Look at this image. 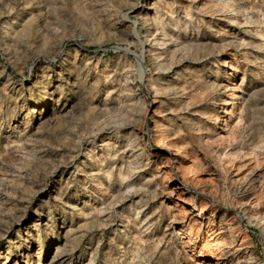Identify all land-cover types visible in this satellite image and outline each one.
Instances as JSON below:
<instances>
[{"label": "rangeland", "instance_id": "374dc122", "mask_svg": "<svg viewBox=\"0 0 264 264\" xmlns=\"http://www.w3.org/2000/svg\"><path fill=\"white\" fill-rule=\"evenodd\" d=\"M0 264H264V0H0Z\"/></svg>", "mask_w": 264, "mask_h": 264}, {"label": "bare ground", "instance_id": "6f19581e", "mask_svg": "<svg viewBox=\"0 0 264 264\" xmlns=\"http://www.w3.org/2000/svg\"><path fill=\"white\" fill-rule=\"evenodd\" d=\"M226 8V7H225ZM227 9V8H226ZM229 16H230V18L232 19V20H236L237 18H238V16H237V14L234 12V11H232V10H230V12H229ZM142 23V22H141ZM135 34H137V32L136 33H134L133 35H135ZM111 36V35H110ZM113 37V36H112ZM11 46V45H10ZM2 47V46H1ZM7 52V51H6ZM8 52H9V50H8ZM160 140V139H159ZM158 143L159 144H162L163 146H171L172 147V145H170L171 143L170 142H168V141H165V140H160V142L158 141ZM233 155V154H232ZM175 156H177L179 159H182V156L181 155H179V152L177 151L176 152V154H175ZM189 168V167H188ZM194 168V167H193ZM196 169H198V168H196ZM190 171H192V170H190ZM196 172V171H195ZM192 173L194 174V171H192ZM191 173V174H192ZM199 173V172H198ZM196 174V173H195ZM189 202V201H188ZM191 205V204H190ZM47 219H49V218H47ZM37 223V222H36ZM39 223V222H38ZM36 225V224H35ZM37 226V225H36ZM8 260V259H7ZM211 263V262H210Z\"/></svg>", "mask_w": 264, "mask_h": 264}]
</instances>
